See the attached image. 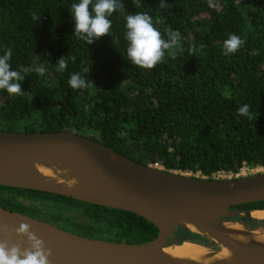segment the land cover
Segmentation results:
<instances>
[{"label":"trees","instance_id":"trees-1","mask_svg":"<svg viewBox=\"0 0 264 264\" xmlns=\"http://www.w3.org/2000/svg\"><path fill=\"white\" fill-rule=\"evenodd\" d=\"M77 2L0 0V55L11 48L9 63L25 77L22 95L0 90L1 130L94 132L85 136L136 162L208 178L221 172L234 175L243 166L264 167V0H213L214 7L208 0H164L169 5L164 10L160 0H139L140 7L121 0L126 13L114 12L110 35L91 44L73 33L69 9ZM135 12L151 15L154 23L161 17L164 23L155 26L165 38L167 27L180 32L176 59L166 51L151 69L126 59L124 15ZM229 34L245 43L225 55L223 41ZM37 55L46 68L43 76L23 71ZM62 56L68 67L57 72ZM87 67L88 77L83 73ZM74 72L89 79L87 89L70 87ZM245 103L252 119L237 114ZM22 199L66 205L72 214L52 213L48 222L62 221L87 237L101 238L106 232L112 241L141 243L158 232L152 222L130 211L0 185V207L35 217L38 209ZM232 208L264 209V200ZM241 221L250 229L264 228V220ZM175 236L180 242L215 246L185 229H177Z\"/></svg>","mask_w":264,"mask_h":264},{"label":"water","instance_id":"water-1","mask_svg":"<svg viewBox=\"0 0 264 264\" xmlns=\"http://www.w3.org/2000/svg\"><path fill=\"white\" fill-rule=\"evenodd\" d=\"M58 158L79 168L89 180V191L103 202L76 196L35 172L38 162L52 163ZM0 185L39 190L130 211L146 218L158 229L157 235L146 242H117L83 236L0 207V239L21 242L24 238L13 230L26 222L51 249L50 264H204L179 260L165 252L166 248L185 242L208 250L209 257L223 248L236 252L233 260L214 264H264V244L244 247L223 236L225 223L238 224L247 232L264 235V230L247 228L241 221L243 218L246 222L264 220V216L253 214L264 212V209L232 208L264 200V171L240 177L208 178L136 162L76 132L0 129ZM228 217H238L240 221L225 219ZM187 224L198 227L199 231L189 229ZM179 228L204 236L215 246L180 242L175 236Z\"/></svg>","mask_w":264,"mask_h":264},{"label":"clouds","instance_id":"clouds-1","mask_svg":"<svg viewBox=\"0 0 264 264\" xmlns=\"http://www.w3.org/2000/svg\"><path fill=\"white\" fill-rule=\"evenodd\" d=\"M132 3L135 7H140L139 0H132ZM208 4L210 7L215 6L213 0H208ZM168 7L164 0H160V9L164 10ZM118 10L122 14L126 13L121 0H78L69 9L74 20L73 33L86 44H91L94 39L102 36H109L112 27L109 17ZM33 19L39 20V16L34 15ZM124 20L123 35L127 41L125 57L131 64L145 69L154 68L164 60L166 51L171 59L177 58V46L181 42V34L178 30L167 27L165 28L167 38H165V35L155 26L164 23L161 17L158 16L154 23L151 15L135 12L125 14ZM244 43L240 36L229 34L223 41L224 54L237 52ZM11 56V48H6L3 55H0V90H6L10 96H19L23 94L20 82L25 77L20 71L12 69L9 63ZM38 60L39 55L32 60V67L24 68L23 71L43 76L46 68L44 64L38 63ZM56 65V71L63 72L68 67V59L62 56L56 61ZM83 73L88 77L89 67L84 68ZM68 84L73 89H87L90 86L89 79L81 72L72 73ZM237 114L252 119L249 104L245 103L238 107ZM30 227L28 223L21 222L13 230L18 236L24 238L21 242L11 243L7 239H0V264H50L51 249L45 245L42 238L30 230Z\"/></svg>","mask_w":264,"mask_h":264},{"label":"bare ground","instance_id":"bare-ground-1","mask_svg":"<svg viewBox=\"0 0 264 264\" xmlns=\"http://www.w3.org/2000/svg\"><path fill=\"white\" fill-rule=\"evenodd\" d=\"M35 172L42 174L46 180L56 182L62 188L76 196L92 201L103 202L89 191L91 185L87 176L79 168L62 158H58L52 163L38 162L35 166ZM30 174L32 173L30 172ZM64 180L66 181L64 182ZM253 214L256 216H264V212H254ZM186 226L193 231H199V228L196 226L190 224ZM223 236L229 240V242H234L244 247L260 246L264 244V235L256 232H247L240 225L233 223L224 224ZM165 252L179 260L204 264L231 261L237 256L235 251L223 248L214 257H209L208 250L188 242L180 246L166 248Z\"/></svg>","mask_w":264,"mask_h":264},{"label":"rangeland","instance_id":"rangeland-1","mask_svg":"<svg viewBox=\"0 0 264 264\" xmlns=\"http://www.w3.org/2000/svg\"><path fill=\"white\" fill-rule=\"evenodd\" d=\"M80 133L84 135H96L94 132H87V131H80ZM159 168H162L160 165H155ZM259 171H264V167H249V166H243L238 173L236 174H231V173H219L217 174L214 178H228V177H240V176H246L250 174H254ZM186 174H191L190 172H185ZM191 175H196L200 176L199 173L191 174ZM24 202H26L29 206H33L38 209V213L35 214V217L48 222L49 215L52 213H59L62 215H70L73 213V210L68 208L66 205L59 204V203H54L51 201H30V200H25L22 199ZM49 223V222H48ZM58 227H61L63 229L71 231V228L66 226L62 221L54 224ZM109 235H107L106 232L101 235L100 239H105L109 240Z\"/></svg>","mask_w":264,"mask_h":264},{"label":"flooded vegetation","instance_id":"flooded-vegetation-1","mask_svg":"<svg viewBox=\"0 0 264 264\" xmlns=\"http://www.w3.org/2000/svg\"><path fill=\"white\" fill-rule=\"evenodd\" d=\"M254 228H257V227H254ZM258 228H260V229L264 230V228H263L262 226H259Z\"/></svg>","mask_w":264,"mask_h":264}]
</instances>
